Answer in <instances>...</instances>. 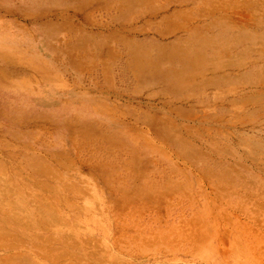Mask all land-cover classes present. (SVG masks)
Listing matches in <instances>:
<instances>
[{"label": "rangeland", "instance_id": "rangeland-1", "mask_svg": "<svg viewBox=\"0 0 264 264\" xmlns=\"http://www.w3.org/2000/svg\"><path fill=\"white\" fill-rule=\"evenodd\" d=\"M88 1L0 0V181L15 185L0 197L33 201L35 218L0 207V258L264 264L248 102L258 0ZM38 195L65 200L62 221Z\"/></svg>", "mask_w": 264, "mask_h": 264}, {"label": "bare ground", "instance_id": "bare-ground-1", "mask_svg": "<svg viewBox=\"0 0 264 264\" xmlns=\"http://www.w3.org/2000/svg\"><path fill=\"white\" fill-rule=\"evenodd\" d=\"M59 1V0H58ZM74 2H77L78 0H72ZM90 1V0H89ZM89 1L86 3L88 4ZM195 2L194 0H190V2ZM35 2V1H34ZM34 4V3H33ZM81 6V5H80ZM68 8V7H67ZM212 8V7H211ZM39 9V7L37 8ZM42 10H37L35 11L34 13H37V14H46L47 12H49V8H41ZM209 9V8H208ZM253 17L252 20H253V24H252V33L250 35V42H251V47H250V56H251V63H250V66H251V82H249L252 86V94H251V97L248 102H252L253 104V108L251 109L252 110V116H253V121H254V126H255V141L253 142V148H254V153L256 155V158L258 159V162L259 161H263L264 160V0H258L256 3H255V6L253 8ZM24 12H26V10H24ZM31 12V11H29ZM33 13V11H32ZM31 13V16H33ZM79 13V12H78ZM51 14V13H50ZM35 15V14H34ZM61 16V15H59ZM64 16V15H63ZM61 20V18H60ZM53 21V19H52ZM59 21V20H58ZM54 25V24H53ZM73 29V28H72ZM242 34H240V39H242L240 41V54H239V57H238V63L239 66L242 68V69H245L246 68V60L248 58V49L246 48L245 45V40L244 38L247 37V34H246V31L245 30H242ZM61 38V37H60ZM58 39V38H57ZM248 39V38H247ZM81 40V39H80ZM66 41V40H65ZM77 43V42H76ZM0 56L2 55V52H0ZM4 57V55H3ZM2 57V58H3ZM19 58V57H18ZM14 60V59H13ZM24 60V59H23ZM45 60V59H43ZM28 63V61H25ZM31 62V63H30ZM24 63V62H23ZM30 64H32V61L30 60L29 61ZM29 64V65H30ZM34 64V63H33ZM224 65V64H223ZM107 71V70H106ZM5 72V71H3ZM243 72V71H241ZM0 73H1V69H0ZM8 73V72H7ZM4 74V75H9V74ZM13 74V73H12ZM3 75V76H4ZM245 76L246 74L243 73L241 77V82L239 83L240 84V87H241V95H243L244 93V85H248L247 83V80H245ZM10 77V76H9ZM6 78V76H5ZM219 79V78H218ZM244 99V100H243ZM243 99H240V102H244V103H241V104H244L246 105V98H243ZM242 100V101H241ZM246 109V108H245ZM247 116V115H246ZM245 117V115H244ZM243 119V118H242ZM247 125L246 123L243 125L245 126ZM254 157V156H253ZM256 158L254 157L253 159H255V162L257 161ZM252 159V160H253ZM264 162V161H263ZM33 165V164H32ZM31 166V165H30ZM40 166V165H39ZM242 166V165H241ZM35 168V167H34ZM32 168V169H34ZM256 168V167H255ZM258 168V167H257ZM36 169V168H35ZM263 170V168H260ZM40 170V169H39ZM38 170V171H39ZM35 171V170H34ZM41 172V171H40ZM0 175V180L2 179ZM3 178H6L5 176ZM4 180V179H3ZM7 180V179H6ZM2 181V180H1ZM0 181V188L1 189H4L6 188V190L8 188H10V191L12 192L13 190V187L12 186H15V185H11V187L8 185V183H4V182H1ZM5 181V180H4ZM5 182H8L5 181ZM14 184V182L12 183ZM27 185V183H26ZM33 185V184H32ZM8 187V188H7ZM12 189V190H11ZM57 189V188H56ZM9 190V189H8ZM2 191H5L2 190ZM16 192V189L14 190ZM19 193V192H17ZM9 195V194H8ZM27 196L30 197V195L27 193ZM34 196V194H33ZM38 196H42L43 198V201L41 203L42 206V209L44 211V213L47 215L46 218L47 220H49V222L51 221L50 218H53L54 216H56L57 218V222H60L62 221V218H60V213H54L53 211H56V210H59V206H62L63 204H65V200L64 199H61V198H54V200H47V198H44L43 195H38ZM24 196L22 195L21 198L19 199H22ZM27 198V197H26ZM24 200H20L19 202L15 203V202H12L10 204H8V200H6L5 198H2L0 197V207H6V206H9L11 207L12 205L15 204L14 206V210H15V213H17V216H15V218L18 219V223L17 224H21L23 222H33L35 220L34 218V215L32 214V209H27L24 205L26 204L27 207H30L31 205L34 204L33 201H30L28 199H25L23 198ZM59 200L58 204H56V201L55 200ZM5 210V208H3ZM10 209V208H9ZM2 210V209H1ZM0 210V211H1ZM3 211V210H2ZM9 211V210H8ZM52 211V212H51ZM1 213V212H0ZM9 213V212H8ZM51 213H54V216L51 215ZM7 212L5 214H2L0 216V222L4 221L7 219ZM23 214V215H22ZM3 215H5L6 217H3ZM12 217L13 214H10ZM9 217L11 219H13L12 217ZM21 216V217H20ZM14 218V219H15ZM54 219V218H53ZM2 220V221H1ZM51 222H55V219L54 221H51ZM55 222V223H57ZM58 225V224H57ZM8 229V228H7ZM0 230H1V233L3 234H9V231L5 230V226L3 225H0ZM16 231V233L19 232V229H15L13 228L12 231ZM11 231V230H10ZM5 254V253H4ZM9 254V253H8ZM7 254V255H8ZM1 256V255H0ZM6 255L2 256L3 258H0L1 262L4 264H7L10 260L13 261L16 263V264H23V263H28L30 262V264H34L33 262V259L32 257H28V254H25V253H22L19 251V253H16L15 251V254H13V256L10 254V256H6V258L10 257V260L8 259V261L6 262V258H5ZM12 256V257H11ZM6 259L5 261H3V259ZM13 262V263H14ZM1 264V263H0ZM8 264H11L8 263Z\"/></svg>", "mask_w": 264, "mask_h": 264}]
</instances>
